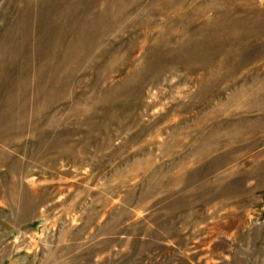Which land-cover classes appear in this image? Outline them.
Here are the masks:
<instances>
[{
  "label": "rangeland",
  "instance_id": "obj_1",
  "mask_svg": "<svg viewBox=\"0 0 264 264\" xmlns=\"http://www.w3.org/2000/svg\"><path fill=\"white\" fill-rule=\"evenodd\" d=\"M0 264H264V0H0Z\"/></svg>",
  "mask_w": 264,
  "mask_h": 264
}]
</instances>
